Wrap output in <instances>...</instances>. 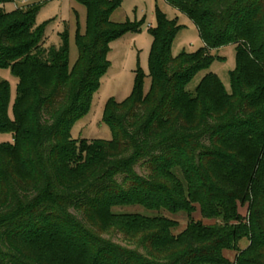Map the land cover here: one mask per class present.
<instances>
[{
  "label": "trees",
  "instance_id": "16d2710c",
  "mask_svg": "<svg viewBox=\"0 0 264 264\" xmlns=\"http://www.w3.org/2000/svg\"><path fill=\"white\" fill-rule=\"evenodd\" d=\"M13 1L0 0V70L17 78L12 117L10 85L0 79V133L12 137L0 143V264H65L35 248L51 233L83 246L87 264H264V0H165L190 18L203 46L172 56L180 26L156 11L148 74L137 67L130 94L104 105L110 140L73 139L70 131L89 111L110 42L139 32L140 24L110 20L122 0H77L86 8V32L77 22L78 55L69 66L68 31L59 47H43L41 4L5 10ZM228 44L236 61L230 92L213 72L190 88L195 75L222 59L210 50ZM139 163L166 176L182 167L194 176L193 192L212 206L204 217L218 220L197 222L193 236L164 260L101 235L103 211L117 200L121 178L132 180L126 197L162 191L156 179L137 177ZM236 201L250 205L247 224L237 218ZM243 238L248 245L240 250ZM236 248L234 261L223 259L222 250Z\"/></svg>",
  "mask_w": 264,
  "mask_h": 264
},
{
  "label": "rangeland",
  "instance_id": "374dc122",
  "mask_svg": "<svg viewBox=\"0 0 264 264\" xmlns=\"http://www.w3.org/2000/svg\"><path fill=\"white\" fill-rule=\"evenodd\" d=\"M31 4H41L36 16V24L45 23L43 47H59L61 44L60 34L68 31L69 66L77 59L78 51L75 43L77 22L80 34L86 32V8L77 0H17L4 5L5 10L22 8ZM159 10L167 19L174 20L180 26L172 45L171 54L176 56L182 52L194 53L203 46L198 30L190 18L171 6L165 0H122L110 16V20L116 23L135 22L140 24L139 32H126L109 44L107 61L109 66L99 79V85L92 96L89 111L71 128L73 139H103L110 140L111 133L108 126L102 120L104 105L109 98L120 102L131 92L134 71L139 67L144 74L149 70V53L152 36L149 26L155 25V13ZM210 54L222 58L216 60L209 69L199 72L191 83L193 88L200 78L207 72L217 75L227 92L231 90L230 72L235 68V49L233 44L225 45L219 49L210 50ZM0 79L10 85L9 116L12 117L11 106L13 103L17 78L10 70L1 69ZM150 79H144V91H148ZM9 133H0V143L10 142ZM254 147L246 146L247 151ZM137 177L144 180H157L162 186V191L156 195L142 193L140 197H133L125 201L127 192L132 186V180L121 178L120 193L114 197L103 211L102 222L104 228L101 231L103 238L119 245L125 250L136 252L149 260H164L166 252L186 244L193 236L197 222L203 226L218 223L217 219L204 217V210L212 209L210 203L204 201L203 194L196 195L192 184L194 176L185 175L184 169L174 166L170 171L171 176L159 173L153 174L146 163H139L134 168ZM156 171V170H155ZM221 188L229 189L228 185L217 182ZM113 201V200H112ZM180 203L184 207L179 209L173 204ZM236 213L239 222H249L250 205L248 202L236 201ZM236 224V222H233ZM64 234V233H63ZM58 240V241H57ZM246 238L237 242L236 247L243 250L247 247ZM35 248L43 255L50 256L58 262L65 264H87L90 254L81 245H76L64 238H56L54 233L48 239L35 243ZM224 249L221 252L223 259L234 261L238 249Z\"/></svg>",
  "mask_w": 264,
  "mask_h": 264
},
{
  "label": "built area",
  "instance_id": "2783aa9c",
  "mask_svg": "<svg viewBox=\"0 0 264 264\" xmlns=\"http://www.w3.org/2000/svg\"><path fill=\"white\" fill-rule=\"evenodd\" d=\"M18 2H20V3H24V0H17Z\"/></svg>",
  "mask_w": 264,
  "mask_h": 264
}]
</instances>
